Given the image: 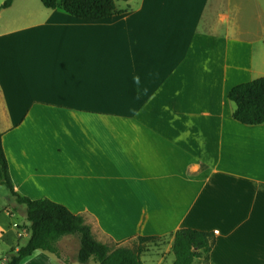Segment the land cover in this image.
I'll return each instance as SVG.
<instances>
[{"label": "crops", "instance_id": "obj_1", "mask_svg": "<svg viewBox=\"0 0 264 264\" xmlns=\"http://www.w3.org/2000/svg\"><path fill=\"white\" fill-rule=\"evenodd\" d=\"M261 76L264 0H140L97 21L14 0L0 10L14 188L82 215L103 243L156 236L141 256L152 264H173L180 228L213 233L210 264H264V123L237 121L228 98ZM2 186L6 264L29 223ZM59 247L63 259L40 250L21 264H99L77 261L74 235Z\"/></svg>", "mask_w": 264, "mask_h": 264}, {"label": "trees", "instance_id": "obj_2", "mask_svg": "<svg viewBox=\"0 0 264 264\" xmlns=\"http://www.w3.org/2000/svg\"><path fill=\"white\" fill-rule=\"evenodd\" d=\"M14 0H5L0 10L11 6ZM129 1V0H124ZM47 8L61 6L63 10L86 21H97L114 14L119 10L115 0H41ZM229 100L235 104L233 117L247 125L264 123V76L234 86L228 94ZM0 131V184L10 190L17 203L25 205L29 237L23 245L12 246L7 252L6 264H21L36 251L54 253L63 259L59 241L66 235H74L79 239L76 259L87 263L94 259L99 264H144L142 254L144 244L157 241L156 236H137L130 241L134 246L113 245L97 240L92 232L91 224L80 214H74L65 205L49 198L31 199L20 195L14 188L9 173V165L3 147ZM215 244L212 232L193 228H180L175 231L172 252L175 256L173 264H210V252Z\"/></svg>", "mask_w": 264, "mask_h": 264}, {"label": "rangeland", "instance_id": "obj_3", "mask_svg": "<svg viewBox=\"0 0 264 264\" xmlns=\"http://www.w3.org/2000/svg\"><path fill=\"white\" fill-rule=\"evenodd\" d=\"M115 1H116V5H117L118 9H123L125 11H128L133 5L137 4L140 0H130L129 2H126L124 0H115ZM1 188L6 193V196H9L11 198L13 203L17 204L18 207H20L19 205H21L23 208H25V205L17 203V201L12 196V194H11L10 190L8 189V187L3 185ZM153 243H157V241L156 242H152V243L144 244V248L146 249L148 246H152ZM110 244L113 245L114 243H110ZM126 245L134 246V243L130 241ZM149 258H150L149 255H145V257H143V260L145 261V264H152V262H151V260ZM202 261H203L202 259H199V260L196 261V263L199 264ZM0 264H4V263H1V261H0Z\"/></svg>", "mask_w": 264, "mask_h": 264}, {"label": "clouds", "instance_id": "obj_4", "mask_svg": "<svg viewBox=\"0 0 264 264\" xmlns=\"http://www.w3.org/2000/svg\"><path fill=\"white\" fill-rule=\"evenodd\" d=\"M134 82H136L137 84H139V77L138 76L134 77ZM136 114L138 115L139 113H136Z\"/></svg>", "mask_w": 264, "mask_h": 264}, {"label": "built area", "instance_id": "obj_5", "mask_svg": "<svg viewBox=\"0 0 264 264\" xmlns=\"http://www.w3.org/2000/svg\"><path fill=\"white\" fill-rule=\"evenodd\" d=\"M215 232L217 233V230Z\"/></svg>", "mask_w": 264, "mask_h": 264}]
</instances>
